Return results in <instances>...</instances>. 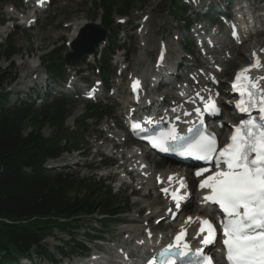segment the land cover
<instances>
[{
  "label": "trees",
  "instance_id": "1",
  "mask_svg": "<svg viewBox=\"0 0 264 264\" xmlns=\"http://www.w3.org/2000/svg\"><path fill=\"white\" fill-rule=\"evenodd\" d=\"M147 1L123 0L117 12L127 14ZM106 12L110 18L113 10ZM0 53L13 58L14 43ZM4 81L0 72V88ZM69 114L65 100L39 111L30 106L6 108L0 101V264H18V259L29 255L33 247L38 255L47 254L41 248L45 236L70 228L69 222L83 216L116 211L113 197L92 181L43 169L47 159L61 155L66 143L73 141L71 145L78 148L77 136L67 138L65 120ZM46 127L54 129L51 139L42 136Z\"/></svg>",
  "mask_w": 264,
  "mask_h": 264
},
{
  "label": "rangeland",
  "instance_id": "2",
  "mask_svg": "<svg viewBox=\"0 0 264 264\" xmlns=\"http://www.w3.org/2000/svg\"><path fill=\"white\" fill-rule=\"evenodd\" d=\"M4 1H5V4L3 5V7H0V15H3L5 20L13 16L9 13L10 11L9 8H11V6H16L18 13L23 14L22 12H23L24 7L20 3V1L18 0H4ZM260 1L261 3L258 5V7L260 8L261 12L264 13V0H260ZM95 2L96 0L58 1L51 7L50 11L46 14V16L42 15L40 17V21L38 22L37 27L32 30L25 31L22 29H18L16 25H11V24L6 25L3 28H0V47L2 48L1 50H4L7 46H9L11 42H14L15 49L17 50V53H18L16 57L10 60L15 68V70L13 71L15 81L16 82L18 81L19 79L18 76L21 74L22 70L19 68V65L21 63L29 62L30 64L37 66L39 65L38 59L40 60V57H42L46 52L54 50V49H58V48L64 49L65 53L70 52V49H68V47L66 46V43L69 42V33L71 32L70 31L71 28L67 29L65 27L72 24L73 22L75 24L77 20L78 22L79 21L81 22V20H89V22L91 20L98 21L97 18L100 17L101 14L95 12V8H94ZM169 2L170 0L162 1V3L159 6H158L159 0H148L147 3H144V4L143 2L138 3L133 8V11L131 12V14L128 15L127 17L130 20L127 26L120 27L119 30H117V28L115 29L116 35L118 34L117 39L119 40V45L121 46L122 44L125 43V47L127 51L129 50L126 56L129 60L127 61L129 62L127 66L130 67V72L132 74L141 75L142 71L146 67L145 63H139L138 58H137V56L139 57L138 52L141 51L140 46H139V39L136 33V28L140 20V17H138V15L144 12V13L150 14L153 17L151 21V33L149 34V37L147 39L148 59L149 61L152 60V62L155 59L156 52L158 49V41L160 40V38H164L170 41L171 35L175 34L178 31V29L183 25V23H181L176 17H173L172 15L167 14V10L169 8ZM156 6L158 7L155 8ZM115 18L117 19V15L115 16ZM20 21H21V18L18 22ZM84 25H86V23H84ZM14 28H17V30H14ZM162 31H164V33H162ZM90 34L92 37V31ZM90 34H88L87 42L89 40ZM112 35H114L113 32H112ZM74 41L72 42L74 43ZM177 50L178 49L176 50L174 48L172 49V51L176 53H177ZM243 53H245V51H243ZM183 56L184 54L182 52H179L177 54H173L172 59L174 61L180 60L181 57ZM241 57L244 58V55H241ZM10 61H7L6 55L0 53V72L1 73L10 74L12 72V69L9 70ZM235 64L233 63L228 66L227 68L228 72L225 73L224 77L231 76V74L233 73L232 69H234ZM112 65H113V62H112ZM93 69H94L93 66L89 67L90 71ZM39 70L42 73H44L43 69H39ZM15 72H16V75H15ZM116 72H117L116 69L112 68L111 66L110 73H112L113 75H116ZM87 74L88 73H86L85 75ZM92 75L93 74H91V77L88 79L89 82L91 81V78L93 77ZM58 83L59 84H57V86H59L61 82H58ZM49 84L51 87L53 86L52 83H49ZM83 85L84 84L82 82H79V88H81ZM38 87H40V85ZM8 90H12V88H8ZM48 92L53 93V95L57 93L54 90H52V88H48L47 90H42L43 96L41 97V99L44 100L45 95ZM106 96L109 99L102 100L101 103H99V105L107 106L111 108L114 114L113 117L109 120H105L99 128H96V129L92 128V133H91L92 140L90 141L91 138L88 140V143L85 146V151L82 152L86 157H89L88 159L85 160L77 155H72L69 157H65L62 160V162H66L64 163V165H69V167L66 168L68 170H63L64 172H73L76 174H80V176H83V177L91 176L93 174H95L98 178L104 176L105 173L103 170L91 172V169H90V168L95 169L96 167L99 166L98 165L99 160H96L94 162L92 158L94 157L93 155H95V151H98V150L103 151V147L95 143L96 138H97V132H99V129L105 130L106 127H111L115 124L120 125L122 121V115H123L121 113L124 112L123 111L124 106L116 103L114 99H110V96H108V94H106ZM115 97L116 96L112 98H115ZM68 99L70 101L69 110L71 112V115L78 114V117L76 118L75 121H73L72 123H69V122L67 123L68 128H74L76 122H80L82 118L86 115L87 102L82 101V100H76L71 97H68ZM10 100H11V104H15L16 102H18L16 98L12 95L10 97ZM34 100H35V97L28 99L25 96H22L21 99H19V101H28V102H31ZM41 105H42V102L39 100L37 103V108H39ZM92 126H93V122H90V127ZM53 132L54 130L52 128L47 127L43 130L42 133L44 137L48 138L53 134ZM107 137L108 136H106V138ZM96 145L97 147L95 148ZM111 154H112V151H111ZM113 155L114 154H112V156ZM106 184H109L112 186L113 192L116 195L117 200H120V201L129 200V202L131 203L130 214L124 216L123 218H130L133 216H136L137 218L139 213L141 212L143 213V215L145 214L146 216L147 210L143 208L144 204H141L139 202L140 197L133 198L131 196L133 188H127L124 186L120 191H118V188H117L119 186L118 182H116L114 185L110 183H106ZM188 211H190V209ZM87 220H88L87 224H89L88 229L89 230L93 229V227L96 226L97 221L94 219H87ZM88 229L86 228V229L80 230L79 232L75 234L76 243H85L89 246V243L85 239L89 231ZM106 231H108L111 234V236H108L106 239L108 238H112V239L118 238L119 239L118 234H120V232L117 231L115 226H111V228L106 229ZM54 237H57L58 239L64 240L66 242L70 241V238L65 235L56 233L54 234ZM44 245L48 247L50 252H52L56 246H59L61 244L54 241L53 239H46V241L44 242Z\"/></svg>",
  "mask_w": 264,
  "mask_h": 264
},
{
  "label": "snow or ice",
  "instance_id": "3",
  "mask_svg": "<svg viewBox=\"0 0 264 264\" xmlns=\"http://www.w3.org/2000/svg\"><path fill=\"white\" fill-rule=\"evenodd\" d=\"M248 71L249 69L242 70L241 75ZM241 75L237 76L238 83ZM244 78L249 83L241 91V96L246 95L247 99H242L237 107L241 112L248 113L250 118L241 120L240 125L235 128L231 142L219 151L214 161L217 168L224 164L227 170L208 176L201 182L200 187L212 190V194L206 196L205 200L218 204L226 215V221L223 222V244L229 264H264V90L259 88L258 83H253L251 77ZM138 83L137 81L136 84ZM253 108L258 109L261 114L259 119L251 116ZM196 111L200 112V109L197 108ZM135 127L140 126L137 124ZM169 139H178L175 128L167 134H161L154 140V145L167 152L169 149L165 145ZM216 152V138L210 133L191 140L180 155L195 156L208 161L213 159ZM206 171L208 169H200L196 175ZM180 185L186 186L183 181H180ZM163 191L167 193L168 189ZM173 198L177 199L175 193ZM179 206L177 203L176 207ZM188 220L191 221L192 218L189 217ZM201 225L200 232H207L202 242L205 245L214 243L215 226L207 219H203ZM185 234L182 232L176 236L178 244ZM171 248L172 245H169V249ZM183 248L184 251L170 255L165 264H176L173 256H187L189 245L185 243ZM197 255H202L200 250H197ZM206 261L211 264L210 257Z\"/></svg>",
  "mask_w": 264,
  "mask_h": 264
},
{
  "label": "bare ground",
  "instance_id": "4",
  "mask_svg": "<svg viewBox=\"0 0 264 264\" xmlns=\"http://www.w3.org/2000/svg\"><path fill=\"white\" fill-rule=\"evenodd\" d=\"M33 17H31V18H28V19H26V21H25V24L24 25H26L31 19H32ZM84 26V22H76L75 24H73V25H71V27H73V30L71 29L70 31V33H69V39H70V41H74V40H76V36H77V34H78V32H79V30L82 28ZM145 32H146V30H145ZM61 33V32H60ZM64 33H65V31H64ZM68 33V32H67ZM87 39H88V35L84 38V40L82 41V43L80 44V45H84L85 43H87ZM142 42H144V40H142ZM80 49H81V47H80ZM143 51L145 50V49H142ZM143 51L139 54V59L141 60V61H145L146 60V55L143 53ZM120 61V60H119ZM20 69L22 70V73H24V76H21L22 78H20V82H19V84H23L24 82H26V80H27V78H29L30 76L32 77V76H34L35 74H37L38 72V68L36 67V66H33L32 64H30L29 62L27 63V62H25V63H23V64H20ZM149 66L147 65V68H146V70H145V73L147 74V75H150L151 73H150V70H149V68H148ZM123 73H124V71H123ZM41 76V75H40ZM19 84L16 86V88H14L13 89V91L14 92H17V91H19L20 90V88H19ZM119 95H125V97H124V101H123V104H124V108H127V106H128V103L129 102H131V100L130 99H128V97H129V91L128 90H125V89H123L122 90V92L120 91L119 92ZM204 95V94H203ZM189 98V97H188ZM188 98H184V99H188ZM231 114V113H230ZM175 116H177V117H179L181 120H182V124H180V125H175V127H177V128H179V129H184V128H186L188 125H189V123H190V121H191V119L190 118H188V117H183V112L182 111H180V110H177V111H175ZM78 117V114H73L71 117H70V119L68 120V122L70 123V122H73V121H75L76 120V118ZM167 121H169L168 119H167ZM170 123V122H169ZM171 124V123H170ZM113 135L115 134V139H118L119 141H121L123 138H126V136L123 134V133H119V134H117V133H112ZM122 154V153H121ZM125 155L126 156H128L129 158H131V159H134V162L136 163V164H138V165H142L141 164V162L139 161V159H138V151H136V150H133V148L132 149H130V150H128L126 153H125ZM133 162V163H134ZM198 170V169H197ZM146 172H148V171H146ZM169 173V172H168ZM148 186V185H147ZM146 190H149L148 188L146 189ZM145 198V195H143V199ZM165 204V201H162V200H160L159 198H154L153 200H152V202H150V203H144V206H145V208H148V210H156V208L154 207L155 205H157V204ZM167 210V209H166ZM141 211V210H140ZM157 213V212H156ZM160 213H163V211L162 212H160ZM205 213V210H204V208L202 207V206H199V208H197V210L195 211V214H197L196 216H194L193 217V219L195 220L196 218H197V216H199V215H202V214H204ZM159 215H161V214H159ZM159 215H157V218H160V217H162L163 216V214L161 215V216H159ZM136 222H138L136 219H130L128 222H126L124 225H122V227H121V232L123 233V235H130V237L132 236V235H134L138 230L137 229H135V228H130V227H128V226H126V225H136L137 223ZM172 228H173V226H172ZM119 235V234H118ZM158 243H156L155 245H157ZM154 248V246H148L147 248H145V249H139V250H132V253H135V254H137V257L138 258H142L144 255H146V254H149L150 255V251L152 250Z\"/></svg>",
  "mask_w": 264,
  "mask_h": 264
},
{
  "label": "water",
  "instance_id": "5",
  "mask_svg": "<svg viewBox=\"0 0 264 264\" xmlns=\"http://www.w3.org/2000/svg\"><path fill=\"white\" fill-rule=\"evenodd\" d=\"M83 40H84V36L82 35V36L80 37V40L77 41V42L75 43V45H74L77 54H79L80 56H84V55H86V54H91L92 51H93V49H94V47L97 46V45L101 42L102 39L100 38V39H97V40L93 41V42L90 44L89 49H86V50L82 51V50L79 49V47H80V44L82 43ZM77 62H78V61H77ZM71 63H73V62H71Z\"/></svg>",
  "mask_w": 264,
  "mask_h": 264
}]
</instances>
